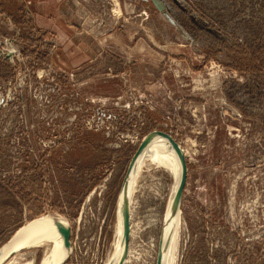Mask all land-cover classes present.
Returning a JSON list of instances; mask_svg holds the SVG:
<instances>
[{
    "label": "rangeland",
    "instance_id": "374dc122",
    "mask_svg": "<svg viewBox=\"0 0 264 264\" xmlns=\"http://www.w3.org/2000/svg\"><path fill=\"white\" fill-rule=\"evenodd\" d=\"M153 131L188 167L175 264H264V0H0V251L52 215L65 264H106ZM173 184L140 174L124 264H156Z\"/></svg>",
    "mask_w": 264,
    "mask_h": 264
},
{
    "label": "bare ground",
    "instance_id": "6f19581e",
    "mask_svg": "<svg viewBox=\"0 0 264 264\" xmlns=\"http://www.w3.org/2000/svg\"><path fill=\"white\" fill-rule=\"evenodd\" d=\"M182 152V151H181ZM183 154V153H182ZM184 156V155H183ZM147 167L163 169L174 177L166 210L163 219L161 240L158 249L156 264H175L178 243V228H180V212L175 213V198L181 179V165L176 152L170 144L162 137L156 136L147 144L144 152L132 168L127 184L121 191L120 205L116 220V231L114 239V251L107 259L106 264H120L124 256L127 258L130 240V197L136 190V184L140 174ZM129 203V233L128 242L125 241V216L124 202ZM56 225H63L70 231L68 222L59 216L47 215L28 224L13 238V240L0 251V264H5L14 253L17 255L24 249L43 248L44 258L41 264H59L66 258L64 249V235L56 229ZM73 248L70 249V255ZM108 258V257H107Z\"/></svg>",
    "mask_w": 264,
    "mask_h": 264
},
{
    "label": "water",
    "instance_id": "95a60500",
    "mask_svg": "<svg viewBox=\"0 0 264 264\" xmlns=\"http://www.w3.org/2000/svg\"><path fill=\"white\" fill-rule=\"evenodd\" d=\"M156 136H160V137L164 138L170 144L172 149L176 152V154L178 156V160H179L180 165H181V179H180V183H179L178 190L176 193V198H175V213H178V212H180L181 206H182L184 189H185V186L187 183V177H188V167H187L185 157L183 156L178 145L173 141V139L168 134H166L162 131H153V132L149 133L146 137L143 138L140 146L138 147V150L136 151L134 157L132 158V160L130 162L128 172H127L126 177L124 179L122 190L124 189V187L127 184L128 176H129L132 168L134 167L135 163L137 162L139 157L144 152V149L146 148V146L150 142V140ZM123 207H124V216H125V225H126L125 241L128 242V233H129V203H128V201L124 202ZM56 229L64 235L63 245H64V249L66 252V258L59 264H65L70 257L69 252H70V249L72 248L71 229L69 231L63 225H56ZM123 262H124V256H123L120 264H123Z\"/></svg>",
    "mask_w": 264,
    "mask_h": 264
},
{
    "label": "flooded vegetation",
    "instance_id": "af4514ba",
    "mask_svg": "<svg viewBox=\"0 0 264 264\" xmlns=\"http://www.w3.org/2000/svg\"><path fill=\"white\" fill-rule=\"evenodd\" d=\"M135 193V192H134ZM33 223V222H32Z\"/></svg>",
    "mask_w": 264,
    "mask_h": 264
}]
</instances>
